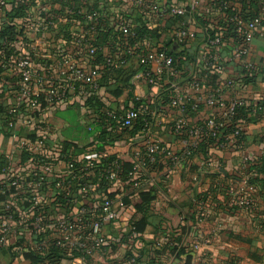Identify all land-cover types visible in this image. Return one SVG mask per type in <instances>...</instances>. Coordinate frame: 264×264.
Here are the masks:
<instances>
[{
    "label": "crops",
    "instance_id": "0c3cea01",
    "mask_svg": "<svg viewBox=\"0 0 264 264\" xmlns=\"http://www.w3.org/2000/svg\"><path fill=\"white\" fill-rule=\"evenodd\" d=\"M154 1L161 7L177 5L185 13L157 17L144 11L138 0H56L52 4L40 0H0V34L6 26H15L16 37L22 41L26 55L32 57L33 63L49 69L46 74L41 73L48 77L47 80L59 78L60 68L65 69L70 64L96 69L100 74L97 87L91 91L95 95L91 102L85 104L82 97H75L78 104L62 107L45 123L44 131L55 138L46 143L45 148L59 149L64 141L78 143L81 146L74 148L73 155L80 163L98 162L105 157L130 152H146L153 143L168 148L173 154H180L182 146L175 124L182 122L192 128L204 121L210 110L199 100L212 89L222 88L225 96L231 99L260 98L264 101V37H256L248 58L238 61L233 55L230 35L221 46L211 48L210 42L214 39L211 21L220 15L213 12L211 18H206L210 7L207 0ZM94 11L101 12L107 36L102 32L87 37L88 16ZM120 19L129 25L131 36L146 28L148 38L126 46L127 36L117 27ZM182 24L186 25L191 37L180 42L177 34ZM105 36L110 42L108 47L104 44ZM88 45L99 47L101 54L94 57ZM139 48L155 56L174 54L180 63V71L175 76L166 72L161 76L153 74V84L148 83L141 79V68L133 56ZM3 50L0 48V53ZM209 54L215 60L211 68L206 62ZM245 62H251L254 69L246 72ZM15 77L11 66L0 74V106L3 104L6 109H20L27 101V97L23 98L21 91L14 87L11 80ZM194 80L200 82L199 90L191 87ZM228 81L232 84L227 85ZM42 93L38 86L31 89L32 96ZM178 98L184 105H200L195 112L181 113L172 108L173 100ZM135 100L141 102L142 116L150 120L149 131L140 127L122 130L100 118L103 112L123 113L133 109ZM242 128L244 140L239 146L230 143L226 149L209 150L204 156L196 154L181 165L173 166L167 157L160 156L144 163L148 179L140 184L139 189L148 193L156 186L157 197L146 208L148 224L139 247L148 248L154 243L164 246L169 239H174L171 226L163 221V216L166 213L182 214L188 219L182 224L192 230L183 238L182 247L190 249L197 238L209 237L212 241L210 246L192 255L191 264H264V214L260 212H264V200L257 198L253 210L229 206L230 193L244 188L247 157H258L261 154L258 149L264 153V116L259 119L250 117ZM16 135L3 126L0 115V212L5 201L22 212L27 202L19 195L6 197L2 189L10 187L13 177H30V168L26 165L17 167L23 153L18 145L30 144L33 133L23 127ZM55 172L65 174L66 165L61 162ZM127 195L122 189L115 200L114 209L120 211V221L103 230L113 246L106 264L108 260L113 263L121 261L130 248L122 238L126 232L124 223L132 213L119 206ZM5 197L6 200L2 201ZM142 218L141 213L136 217L138 220ZM19 228L12 229L5 248L15 244ZM167 262L176 264L174 258ZM101 263V260L95 262ZM0 264L30 262L18 253L11 256L6 250V253L0 251ZM72 264L82 262L74 259Z\"/></svg>",
    "mask_w": 264,
    "mask_h": 264
},
{
    "label": "trees",
    "instance_id": "16d2710c",
    "mask_svg": "<svg viewBox=\"0 0 264 264\" xmlns=\"http://www.w3.org/2000/svg\"><path fill=\"white\" fill-rule=\"evenodd\" d=\"M239 4L240 7L237 6ZM213 6L217 9H223L220 13V17L212 19L211 24L214 28L218 26L221 31L224 32L225 39L230 35L231 40L235 39V36L232 31H234V26L230 23V20L234 16H239L245 21H253L257 18H264V11L262 10V5L259 0H215ZM210 22V20H209ZM92 24H89L87 30ZM229 26V28H228ZM264 29V20L262 23ZM212 28V31H213ZM105 24L103 18L99 19L96 22L95 31L89 33L88 38L94 34L105 33ZM108 32V31H107ZM106 36L108 33H105ZM218 32L213 31V37H217ZM15 34V26H6L4 31L0 34V48L4 49L0 53V74L5 68L1 66V63L4 65H15V62L19 55L26 56L30 61L32 57H29L25 53L24 45L22 41L18 40ZM124 35L126 46L133 45L139 41V39L148 38L149 31L146 28H142L140 32H137L134 36ZM105 36L104 44L108 47V37ZM87 38V39H88ZM142 40V41H143ZM141 41V43H143ZM112 43H115L112 42ZM140 43V44H141ZM90 49L94 50V57L101 54V49L97 46L88 45ZM88 52V50H87ZM89 53V52H88ZM147 54L145 49L139 48L138 51L134 52L133 56L142 57ZM170 55V54H168ZM174 59V70L178 73L181 66L174 54L170 55ZM37 61V60H36ZM35 71L37 73L44 72L45 74L49 69H44L43 64H37ZM49 67V65L47 66ZM53 74V73H52ZM100 75V74H99ZM54 77V75H53ZM48 77H46L47 79ZM99 78V77H98ZM98 80V79H97ZM12 83L16 89L20 90V87H24L23 82L19 78H13ZM34 84L30 86L32 89ZM63 85L61 83H56L54 91L58 95L55 101L52 104H48L46 94H41L39 101L40 107L38 110L33 111L30 108V100L27 98V101L23 104L20 109H17V114L11 116L8 114V110L3 107V104L0 106V115L2 119L3 126L10 132L16 135L24 127L22 126V120H17L16 117L23 118L24 116L30 115L33 117V125H40L45 127V123L51 119L62 107H72L75 104H78L76 100L69 101L61 98ZM88 91V92H87ZM80 97L83 98L84 103L87 104L91 102L92 98H95L94 92L87 90ZM90 93V94H89ZM93 93V94H92ZM93 98V99H94ZM80 100V99H79ZM170 102V101H169ZM195 104V103H194ZM182 105L186 110V113L195 112L192 110V106ZM141 102L135 100L134 108L136 112L139 113L138 119L134 122L131 128H122L119 124L115 123L112 119L108 117V113L103 112L100 118H104L106 123L112 127H117L122 130H130L134 127L144 128L145 130H150V120L147 117H143L140 112ZM199 107V106H198ZM197 107V109H198ZM173 108V107H172ZM177 109V108H176ZM179 110V109H178ZM261 118L264 116V101L261 100L260 103L254 105L252 102L239 108L236 111V114L232 121L227 125L226 128L221 130L217 138H212L205 136L202 138L198 146L195 149H192V155L200 154L202 156L206 155L209 150L213 149H226L230 142L234 143V146H239L244 140V133H240L239 136L235 135L236 125H242L246 121H249L250 117ZM13 123L12 127H9V123ZM201 126V123L195 125L192 128ZM192 128H187L180 133H176L179 140L189 136V132ZM33 135L30 137L31 143H36L38 140H44L45 144L48 142H53L55 138L45 131L29 129ZM16 132V134H15ZM17 136V135H16ZM231 138L232 140H229ZM264 141V140H263ZM221 145H223L221 147ZM81 146L78 143H72L70 141H64L63 145L59 149H47L43 148L42 152L36 154L30 151V147L23 150L20 162L17 164V167L20 165L27 166L30 168V177L29 178H18L13 177L11 180H22L24 183H36L39 178H33L32 175L34 171L41 172L44 167L50 166L53 168V172L46 174L44 179L41 180V186L39 188L28 187L25 184L20 187H9L2 188L6 192V197H13L19 195L20 197H25L27 202L23 205L25 211H20L13 204L6 202L1 208L0 212V241L4 238L5 240L11 235L5 234L2 230V223L4 221L9 222L10 227L15 229L19 228V238L15 240L13 246H9L8 249L5 248L0 243V251L3 253L9 252L11 256H15L16 253L23 255L24 260L29 261L30 264H72L74 259H80L82 264H95L97 261L96 256H90L82 252L83 247L89 245L88 239L85 238L81 245L69 249L68 247H61L58 245L57 239L50 236L51 230L49 226L51 223L59 222L62 220H72L77 217L82 209H87L88 211L94 210V208L100 205L103 201H115L117 196L121 194V190L124 189L128 193L126 197L123 198V210L130 211L132 216L124 223L125 225V235L122 238V241L127 243V235L129 233V228L133 225L136 229L138 237L136 238L135 243L139 244L142 241V233L144 232L147 224L148 218L146 215V208L156 199L157 197V188L154 186L150 192H143L139 187L136 188V184H142L143 181L148 179V172L135 170L136 164L139 161L143 163L149 162L153 157H167L166 155L159 154L150 156L146 152H140L139 159H135L134 152L128 154L105 157L100 161L92 163H80L73 155L74 148ZM139 152V151H137ZM261 153L258 157L251 158L247 157L246 162V176L245 180H248V183L256 189L255 199L262 198L264 200V153ZM136 153V152H135ZM168 158V157H167ZM171 162L170 158H168ZM66 161L71 166H67V172L65 174H58L55 172L56 167L62 162ZM88 165V166H87ZM174 166V165H173ZM151 169V166L148 167ZM34 169V170H33ZM15 170V168H14ZM112 172H117L116 180L114 182H109V175ZM11 173V172H10ZM15 174V172H13ZM11 173V174H13ZM9 174V175H11ZM10 178V177H9ZM60 183V184H59ZM93 186V189L87 190L85 192H80V187L82 186ZM1 191V188H0ZM237 193V192H236ZM236 193H230L231 198L229 199L231 206L233 198L236 196ZM242 194V193H241ZM38 195H48L47 198H42L43 204L40 207H35L32 202V196ZM2 198V201L5 199ZM256 201L254 204V208ZM8 207V208H7ZM52 209H51V208ZM233 209H239L236 206L232 207ZM253 208V209H254ZM143 214V218L138 220L136 219L138 214ZM21 214V215H20ZM12 216V219L9 217ZM45 218L44 224L49 229L47 233H40L34 229V224L37 218ZM199 220H203V217L200 216ZM197 220V222H199ZM20 221L23 224H20ZM163 221L167 222L171 226V230L174 233V239H169L164 246L159 244H150L148 248L139 247L138 244H134L126 254V256L118 262L108 260V264H130L131 258H136L137 264H167L168 260L171 258L175 259L176 264H191L192 262V248L186 249L182 247V240L185 236L191 233V228L183 225V222L188 221L182 214H171L166 213L163 216ZM195 221V219H192ZM18 233V232H17ZM90 232L87 230V234ZM209 238V237H208ZM200 239V238H197ZM46 241V244L43 242ZM112 241L106 237V245L103 247V251L106 254L105 261L113 248ZM38 247H42L43 250L40 251ZM192 247V246H190ZM6 249V250H5ZM21 249V250H20ZM19 251V252H18ZM168 260H164V259ZM102 264V263H101Z\"/></svg>",
    "mask_w": 264,
    "mask_h": 264
},
{
    "label": "built area",
    "instance_id": "2783aa9c",
    "mask_svg": "<svg viewBox=\"0 0 264 264\" xmlns=\"http://www.w3.org/2000/svg\"><path fill=\"white\" fill-rule=\"evenodd\" d=\"M40 1L44 4H52L56 0ZM207 1L210 3V7L206 11V18H211L213 12L220 15L223 9H217L213 6L215 0ZM259 1L261 2L263 8L262 10L264 11V0ZM138 2L140 7H142L144 11H148L152 15L157 17H166L168 15L182 16L185 13V10L177 5L161 7L154 0H138ZM101 18L102 16L100 11H94L88 16V19L90 21L89 24L92 25L89 27L87 35L95 31L96 22ZM263 20L264 18L261 17L253 21H245L239 16H234L230 20V23L234 26V31L232 32L235 36V39H232V45L235 60H246L251 53L254 39L259 36L264 37V29L262 26ZM117 27L124 35L132 34V31L126 21L120 19L117 23ZM185 27L186 25L182 24V29L177 34L180 42H183L184 40L191 37L189 30H186ZM213 31H217L218 34L217 37L210 42V46L212 49L221 46L225 42L224 32L221 31L218 26H215L213 28ZM90 54H94L93 49L90 50ZM136 58L141 68V79L146 80L150 84H153L154 81L153 74L161 76L166 72L167 74H170L172 76L176 75V71L174 70V59L170 55L160 53L155 56L147 53L145 56H136ZM206 62L209 68H211L215 64V60L213 59L211 54H209V58L206 59ZM110 63L111 61L108 62V64ZM1 66L5 69L8 67V65H4L3 63H1ZM11 67L15 76L23 82L24 87H20L22 97L31 99L30 108L33 111L39 109V98L41 96V94L32 96L30 86H32L33 84L34 86H38L39 88H41L43 92L42 94H46L47 96L48 104H52L58 96L54 91L56 83H61L63 85L61 98L73 101L75 97L83 95L87 90L92 91L93 89H95L97 87V79L99 77V71L96 69H84L76 64H70L65 69L60 68L61 70L58 72L59 78H56V80H47L43 75L35 71L34 63L24 55H19L15 62V65ZM244 69L246 72H250L254 69V65L251 62H245ZM226 84L231 85L232 82L228 81L226 82ZM191 87L195 90H199L200 82L197 80L192 81ZM199 101L210 110V114L204 121L201 122V126L192 128V130L189 132V136L180 140L182 152L180 154H173L168 148H164L159 144L153 143L146 149L147 153L150 154L151 157L159 154L166 155L171 159L173 165H181L187 162L190 158L193 157L192 149H195L198 146V143L202 138H204L205 136L217 138L221 130L226 128L227 125L232 121L236 114V111L239 108L245 107L248 102H252V104L256 105L261 102V99H231L225 96L222 88H216L212 89L204 99H200ZM181 102L182 101L179 98L173 100L172 107L179 109L181 113H186V110L184 109V107H182V105L184 104H182ZM199 105V103H195L192 106V110H197V107ZM8 114L11 116L17 114L16 108H10L8 110ZM108 117L115 123L119 124V126H121L122 128H131L134 122L138 119L139 113L133 109H128L123 113L108 112ZM16 119L22 120V126L28 129L44 131V128L40 125H33V117L30 115L24 116L23 118L16 117ZM8 126L12 127L13 123H9ZM185 129L186 126H184V123L178 122L175 124L176 133H180ZM243 131L244 130L242 128V125H236L234 136H239V134ZM229 140L232 139L229 138ZM229 142L231 143L232 141ZM28 145L31 146V152L38 154L42 152L46 144L44 140H38L36 143H30ZM28 145L20 144L18 145V149L22 152L23 150L28 148ZM222 146L223 145H221V147ZM134 154L135 159H139L140 152H136ZM62 163H64L66 167L69 165L71 166V164H68L65 160L62 161ZM92 163H95V161L89 164L91 165ZM144 167L145 164L142 161H139L136 164L135 170L144 171ZM52 172L53 168L50 166H46L41 172L34 171L32 177L39 178L36 183L30 182L27 184L22 180L13 179L10 186L20 187L25 184L28 187L39 188L41 186L40 182L44 179V176ZM116 176L117 172H112L109 175V179L107 177V180H109V182H114L116 180ZM135 186L137 188L140 186V184H136ZM91 189H93V186L84 185L80 187V192H85ZM255 193L256 189L254 188V186L250 185L248 183V180H244V188L240 189L235 194L236 196L233 198L231 206H236L240 209L253 210L256 201ZM47 196L48 195H43L41 197L38 195H33L32 202L34 206L40 207L43 204L42 198H47ZM114 205L115 201H103L92 211L82 209L80 214L72 220H62L59 222L51 223L49 226V229L51 230L50 236L57 239L59 246L68 247L69 249L80 246L83 240L87 238L89 245L83 247L82 252L90 256L94 255L96 256L97 260L102 261V264H106V254L103 251V247L106 245V236L103 234V230L108 226L116 224L121 219V213L120 211L114 209ZM119 206L121 209L124 208L122 202L119 203ZM9 218L12 219V216H10ZM44 220V217L36 219L34 229L37 234L47 233V231L49 230L43 223ZM20 224H23V222L20 221ZM2 230L5 234L11 233L12 228L10 227L9 222L4 221L2 223ZM87 230L90 233L86 235ZM137 237L138 234L136 232V229L132 225L129 228L126 245L132 248V246L136 244L135 241ZM0 243L5 246L7 244V239L5 240L3 238ZM211 243V239L207 237L194 240L191 247V250L193 252L192 254L199 251L203 247L205 248L210 246ZM43 244H46V241L43 242ZM38 248L40 251L43 250L42 247ZM130 264H137L136 258H131Z\"/></svg>",
    "mask_w": 264,
    "mask_h": 264
},
{
    "label": "rangeland",
    "instance_id": "374dc122",
    "mask_svg": "<svg viewBox=\"0 0 264 264\" xmlns=\"http://www.w3.org/2000/svg\"><path fill=\"white\" fill-rule=\"evenodd\" d=\"M260 212H262V214H264V212L262 210H260ZM261 215V214H260Z\"/></svg>",
    "mask_w": 264,
    "mask_h": 264
}]
</instances>
